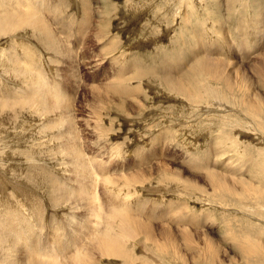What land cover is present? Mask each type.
Returning a JSON list of instances; mask_svg holds the SVG:
<instances>
[{
	"label": "rangeland",
	"instance_id": "1",
	"mask_svg": "<svg viewBox=\"0 0 264 264\" xmlns=\"http://www.w3.org/2000/svg\"><path fill=\"white\" fill-rule=\"evenodd\" d=\"M24 1L0 0V15L12 8L14 2ZM50 1L54 2V12L47 20L62 44L72 46L77 61L65 58L66 63L62 60L58 63L61 54H49L37 41L24 40L20 36L23 32L15 28H12L17 31L14 36L7 31L0 34V123L6 120L12 126L16 121L12 116L25 118L11 135H0V264H24V251L35 240L39 255L46 253L43 256L46 259L62 257L64 252L56 249L59 244L57 246L52 237L58 234L61 243L64 245L66 241L68 247L76 232L75 221L84 220L86 215L89 218L88 209L82 203L86 200L72 199L77 196L74 180L80 178V173L71 157L64 159V146H80L83 159L93 163L87 174L93 186L84 197L91 200L95 208L102 203L106 207V197L113 193L124 200L132 212L156 219V214H162L170 205L180 206L181 200L175 193L185 194L183 202L190 205L192 212L199 216L211 212L214 216L215 224L207 226L206 230L222 248L223 263L243 264L247 258L234 252L221 219L239 214L241 219L243 217L240 228L246 227L248 219L256 227H264V220H259L262 213L256 216L251 213L253 201L241 203L240 199L226 194L220 199L221 207L196 195L186 199V195L192 193L188 186L183 184L180 188L170 181L163 185L160 176L166 166L211 193L213 190L204 178L207 171H201L197 164L230 169L234 163L240 164L238 158L246 160L248 154L238 150L220 156L216 149H210V139L214 140L218 134H210L209 129H219V124L213 126L209 119L220 117L215 110L209 112L214 102L200 98L199 104L192 106L187 98L169 89L163 78L174 76L183 83L187 76L189 81L199 78L200 74L187 72L193 58L190 46L197 39L202 46L207 43L206 48L208 44L210 48L220 44L224 47L221 38L229 35L228 30L238 39L243 28L247 49L255 51L258 43L256 23H261L262 19L251 6L264 5V0H234L233 5V0H87L90 19L83 28L84 36L77 34L83 0ZM239 6L241 10L236 14ZM244 6L248 7L247 11L243 10ZM60 18L66 22V28ZM70 26L75 28L70 31ZM193 27L198 34L196 39L192 37ZM225 50L222 51L226 56ZM83 53L86 61L80 63ZM253 57L252 61L255 60ZM246 68L249 74L253 72L247 64ZM22 70L26 75H22ZM70 77H75V81H69ZM40 80L45 84L42 90L36 85ZM54 80L56 82H52ZM108 85L125 86L131 91L130 96L122 99L125 102L123 110H116L120 100L105 89ZM257 86L258 92L263 93L261 85L257 83ZM9 87L11 91L15 90L13 95L8 93ZM205 89L203 84L202 90ZM39 90L46 96L45 107L37 97ZM16 96H22L25 101ZM249 133L253 135L249 137L237 132L234 137L257 149L238 175L257 181L264 176V145L261 144H264V135L259 134L260 139L258 133L252 130ZM4 137H7L6 141L2 139ZM227 145L223 148L230 150L238 146L233 139ZM33 151H38L35 153L37 161L30 155ZM208 155H213L212 164L206 158ZM100 165L105 167L104 171L98 169ZM148 170H151L150 176ZM142 173L148 175V179L128 181L129 185L132 183L130 186L123 185L125 180L122 178L132 174L141 177ZM107 178L113 181L108 183ZM49 181L57 184L58 189L51 188ZM15 184L21 187L19 192H16ZM254 185L258 187L259 183ZM248 198L251 197H245ZM225 207L226 210L222 209ZM236 210L251 213L254 218H246ZM93 220L94 227H97V221L104 222L98 216ZM31 227L35 229L32 236ZM174 242L169 239L159 242L162 250L158 249L157 262L153 260L157 256H150L142 244L139 247L138 243L128 242L126 247L134 249V255L139 259L137 264H142V260L147 264H169L167 252L172 251L171 243ZM69 258L63 257L62 264H68ZM180 258L186 259L188 264L194 263L190 252ZM178 260L173 264H182ZM250 262L261 264L257 258ZM121 263L104 258L102 264Z\"/></svg>",
	"mask_w": 264,
	"mask_h": 264
},
{
	"label": "bare ground",
	"instance_id": "2",
	"mask_svg": "<svg viewBox=\"0 0 264 264\" xmlns=\"http://www.w3.org/2000/svg\"><path fill=\"white\" fill-rule=\"evenodd\" d=\"M48 1L49 0H26L21 3L14 2L12 8H9L6 13L0 15V34L7 31L8 34H13L11 36H14V33L17 34L16 32L20 30L23 32V34L20 33V36H22L24 40H31V42L37 41L38 44L49 54L51 53L52 55L57 56L61 54L58 57L59 59H57L58 63H60L61 60L63 63H66L65 58L69 61H73L75 58L77 61V57L72 51V46L62 44L47 20V18L54 12V2L52 3L51 1ZM233 4L234 0L232 1V5ZM249 5L247 6L249 7ZM247 6H244L245 8H243V10L247 11ZM251 7L257 15L260 14L262 19V22H259L260 24L256 23V27L258 28V43L255 51L252 52L247 49L243 28L240 29V34L242 35H239L238 39L232 35L230 30H228L229 35L221 38L224 47L220 46L221 44L219 46L222 49H219V46H216L215 48L212 46V48H210L211 46L209 47V44L208 48H206L205 46L207 43L205 46H202L200 40L197 39V41L193 42L192 46H190L195 60L193 61V58L191 59L192 64H190L191 61H188L189 63L187 62L188 66H190L187 72L195 75L200 74L199 78L197 76L196 79L189 81L188 76L185 78L182 77L183 80H185V83L181 82L174 76L163 78L165 85L169 89L174 90L187 98L192 106L198 105L200 98H207L209 101L212 100V102H214L212 104L214 107H211L212 109L210 108L209 112L215 110L220 117L211 116L209 119L213 126H218L217 124H219L220 127L218 126L219 129H209L210 134L211 132L213 135L218 134V137L214 140L210 139L209 136L210 149H216L220 156L227 154L229 151L237 153L242 150L248 154V157L245 158L246 160L238 158L241 159L240 164L234 163L230 169L223 166L214 167L212 165L210 167H201V165L197 164V167L201 171H207L205 172L206 175H204V178L207 180V185L213 190L211 193L206 192V188H203L199 183H196L189 178H183L179 172L171 171L166 166H164L165 168L162 170L160 182L164 185L165 181H170L174 185L181 186L180 188H183L184 184L190 188L188 191H192V193L186 195V199L190 198V196L193 197L196 195L198 198L209 199L215 204L221 205V207L223 204L220 199L226 194H230L231 196L240 199L241 203H249L251 200L254 205V211L251 213L255 216L258 213H262V216H259V220H264V176L256 181L254 178H247L245 176L241 177L242 175H238V171L246 165L247 161L252 160L254 157L253 153L257 149L234 138L237 132L251 137V135H253L249 133L251 130L258 133V136L259 134L264 135V5L252 4ZM240 10L241 7L239 6L238 9H236V14ZM231 12H233V10ZM81 14V24L78 26L79 29L77 34L81 33L84 36L85 32L83 31V28L90 19V9L87 0H83V10ZM61 20L62 19L60 18V23L66 28V22ZM12 28L17 29V31H14ZM74 28L70 26V31ZM254 28L253 24V30L255 33ZM193 29L194 33H192V37L196 39L198 34L194 27ZM215 32H217L216 29ZM78 43L79 42H77V44ZM250 45L252 44L250 43ZM224 48H227V50ZM222 50L227 51L226 56ZM258 50H262V52H258ZM82 55H84V53ZM82 55L80 63H83V60L86 61V56L84 55V57H82ZM253 55L255 56V58L253 57L255 59L254 61L251 59ZM257 58L259 59L257 60ZM240 62H243L244 64L241 65ZM89 64H92V62H89ZM246 64L252 69L253 72H251V74H249L250 71L246 68ZM21 73L22 75H26L23 70ZM69 81H75V77H70ZM208 81L210 83H207ZM52 82L56 81L54 80ZM257 83L261 85L263 93H260V91L258 92ZM203 84L206 85L207 89L202 90ZM36 85L41 89L45 84L40 80L36 82ZM105 89L111 92L113 97L120 100V103L116 105V110H123L125 108V102L122 101V99L130 96L131 94L129 95L128 93L131 91L125 86L117 87L108 85ZM24 90L26 91L28 88H24ZM94 92L99 94L98 91ZM8 93L13 95L15 90L11 91L9 87ZM16 97L25 101L22 96ZM37 97L43 102L42 106L45 107L46 96L43 92H40V90L37 91ZM18 104L19 103H17V106ZM13 106L14 105H12L11 108L15 109ZM56 106H59V102H56ZM2 109H4V107ZM240 116H243L244 118L241 119ZM12 119L16 120L15 124L12 126L8 125L6 120L1 121L0 135L10 134L11 131L15 132L17 127L22 125V122L25 120V118L18 115L16 117L12 116ZM7 129L10 132L7 131ZM2 139L6 141L7 137ZM231 139H233L234 144L238 146L231 148L230 150L227 147L223 148V146H226ZM261 144L264 145L262 142ZM166 145H168V143H166ZM63 150L65 152L64 159L66 160V156L71 157V161L75 163L76 169L80 173V178L74 180L77 187V191L75 192V194L77 193V198L73 197L72 199L75 201L86 200V202L84 201L82 203L84 204L83 207L88 209V215L90 216L87 219V215H84V220L79 218L80 220L78 219L75 221L77 222L75 227L76 232L71 243L69 242L68 247L66 241L63 242L65 243L64 245L61 243L62 240H60L58 234L57 236L55 235L52 237L56 241L55 244L57 246L59 244V248L56 249L64 252L62 257L50 256V258L46 259V257H43L46 253H44L43 256L39 255L40 253L38 254L35 240L32 245L28 246L29 249L27 248V250L24 251L26 253L23 260L24 264H62L63 257H65V259L70 257L69 260H67L69 261L68 264H102L104 258H107L108 260H117V262H122L121 264H137L139 259L134 255V249H132L131 246V249H127L128 242H131L130 244L133 242L138 243L139 247L142 244L144 250L149 251L150 256H157L153 257V260L157 262L158 255L160 254L159 250H162L159 249V242L166 239L173 242L175 240L173 244L171 243L172 251L167 252L169 254V260H172H166L169 264H173L174 262L177 263L178 259V262L180 261L182 264H188L186 259L184 260L180 258L184 253L188 252L191 253V258L195 264H225L223 263L221 255L223 254L222 248L219 246L217 240L206 230L207 226L215 224L214 216L210 214L211 212L203 213L199 216L197 213L191 211V208H189L190 205L188 206L186 202H183L185 194L182 196L181 193H175L176 195H179V199L181 200V203L179 202L180 206L170 205L168 208L164 209L163 213L161 212L162 214H156V219L155 217L148 218L140 212H132L130 208L127 207L128 204L124 200H120L117 195L114 196L113 193L110 194L109 191H106L108 188L105 190L109 193L108 197L105 196L107 203L106 207H104V203H102L100 204L101 206L99 205L95 208L92 201L85 199L84 197V194L87 193L88 189L93 186L87 175L89 174L93 163L83 159L84 153L80 146H64ZM35 153L38 154V151H33L30 155H33L34 160L37 161L38 159L36 158ZM259 153H261L260 149ZM209 155L206 158H209L210 163L212 164L213 155ZM98 169L104 171L105 167L100 165ZM150 172L151 170H148L147 174H149V176ZM147 176L148 175H144L143 173L141 174V177L137 174L129 175L122 178L125 180L123 185L128 186V181H132V183L142 182L144 179H148ZM105 181L110 183L113 179L110 180L107 178ZM255 182L259 183L258 187L254 185ZM49 183L51 188L58 189L59 186L57 184L52 181H49ZM132 183H130V185ZM17 185L18 184H15V189L16 192H19L21 187ZM171 192H173V190H171ZM180 192H182V190ZM245 197L251 198L245 199ZM68 199L70 198L68 197ZM222 209L226 210V207ZM144 210L147 209L144 208ZM236 212L243 214L246 218H254L253 216H250L252 215L251 213L243 210H236ZM238 215L221 219V223L225 227V232L228 236V240L232 243L234 252L240 254L243 258H247V261L243 264H253L250 262V259L252 258H257L261 261V264H264V227H256L254 223H251L248 219L246 227L240 228V222L243 217L241 219ZM96 216L101 217L104 220V222L102 221L104 228H101L102 222L100 221H97V227H94L93 222L95 221L93 219ZM150 216L152 215L150 214ZM154 220L161 221L155 222ZM34 230L35 229L31 227V236L33 235L32 233ZM151 245H153V247ZM47 246L49 247V245ZM142 261L141 263L144 264L145 262ZM234 263L235 262L231 264Z\"/></svg>",
	"mask_w": 264,
	"mask_h": 264
}]
</instances>
